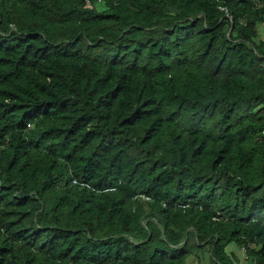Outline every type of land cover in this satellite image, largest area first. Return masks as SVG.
<instances>
[{"label": "trees", "instance_id": "1", "mask_svg": "<svg viewBox=\"0 0 264 264\" xmlns=\"http://www.w3.org/2000/svg\"><path fill=\"white\" fill-rule=\"evenodd\" d=\"M264 0H0V264H264Z\"/></svg>", "mask_w": 264, "mask_h": 264}, {"label": "rangeland", "instance_id": "2", "mask_svg": "<svg viewBox=\"0 0 264 264\" xmlns=\"http://www.w3.org/2000/svg\"><path fill=\"white\" fill-rule=\"evenodd\" d=\"M258 29H259V38H264V24H259ZM227 251L229 253H234L237 256L240 264H252L251 261H248L246 259L244 249L242 247H240L238 244L233 243V244L229 245L227 248ZM194 263L196 264V261ZM187 264H190V263L187 262Z\"/></svg>", "mask_w": 264, "mask_h": 264}, {"label": "crops", "instance_id": "3", "mask_svg": "<svg viewBox=\"0 0 264 264\" xmlns=\"http://www.w3.org/2000/svg\"><path fill=\"white\" fill-rule=\"evenodd\" d=\"M195 261H196V264H198V263H197V260H196L195 258L191 259V260L189 261V263H190V264H195V263H194Z\"/></svg>", "mask_w": 264, "mask_h": 264}]
</instances>
